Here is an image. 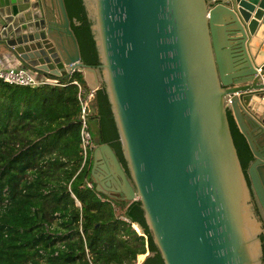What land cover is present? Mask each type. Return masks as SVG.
<instances>
[{
	"label": "water",
	"instance_id": "95a60500",
	"mask_svg": "<svg viewBox=\"0 0 264 264\" xmlns=\"http://www.w3.org/2000/svg\"><path fill=\"white\" fill-rule=\"evenodd\" d=\"M83 1L99 67L81 60L64 0H0L2 56L105 86L130 177L99 144L90 178L141 202L164 264H263L264 0Z\"/></svg>",
	"mask_w": 264,
	"mask_h": 264
},
{
	"label": "trees",
	"instance_id": "16d2710c",
	"mask_svg": "<svg viewBox=\"0 0 264 264\" xmlns=\"http://www.w3.org/2000/svg\"><path fill=\"white\" fill-rule=\"evenodd\" d=\"M64 3L81 60L99 67L84 1ZM71 77L83 82L79 73ZM77 94L73 85L23 87L0 80V264H136L148 251L142 264H164L140 201L112 199L116 211L82 188L91 170H81ZM228 117L246 171L253 157L230 112ZM90 124L96 142L111 146L130 177L105 86L96 93ZM119 215L139 224L144 235ZM261 242L264 264V232Z\"/></svg>",
	"mask_w": 264,
	"mask_h": 264
},
{
	"label": "built area",
	"instance_id": "2783aa9c",
	"mask_svg": "<svg viewBox=\"0 0 264 264\" xmlns=\"http://www.w3.org/2000/svg\"><path fill=\"white\" fill-rule=\"evenodd\" d=\"M71 76L69 77L68 82H61L58 79H54L46 75H41L39 73H32L29 70L21 67L0 68V80L10 85L23 87H39L48 85L54 88H65L67 86L73 85L77 87V97L80 107L77 119L80 124L81 170L84 168L91 170L93 152L99 145L97 142H95L90 124L92 106L95 101L97 91L90 90L89 88H87L86 84L79 80H70L72 78ZM82 188L94 191L96 196L102 203H111L113 208L117 211V207L112 202V199L97 192L95 189V185L91 180H87ZM71 196L74 198L77 206L81 207L76 196L73 193H71ZM119 220L131 224L132 227L137 231L135 225L125 216L119 215Z\"/></svg>",
	"mask_w": 264,
	"mask_h": 264
},
{
	"label": "crops",
	"instance_id": "0c3cea01",
	"mask_svg": "<svg viewBox=\"0 0 264 264\" xmlns=\"http://www.w3.org/2000/svg\"><path fill=\"white\" fill-rule=\"evenodd\" d=\"M2 52H1V50H0V68H11V67H13V68H19V67H21L20 66V64H18V63H14V62H12V61H10V60H7L4 56H2V54H1ZM23 68V67H22ZM150 255V253H149V251L145 254V255H141V256H139L138 257V260H137V263H138V261H139V259L141 258V257H144V259H146L148 256ZM141 261V260H140ZM145 261V260H144ZM136 263V264H137Z\"/></svg>",
	"mask_w": 264,
	"mask_h": 264
},
{
	"label": "bare ground",
	"instance_id": "6f19581e",
	"mask_svg": "<svg viewBox=\"0 0 264 264\" xmlns=\"http://www.w3.org/2000/svg\"><path fill=\"white\" fill-rule=\"evenodd\" d=\"M143 259H144V257H141L139 260H143ZM137 264H141L140 261Z\"/></svg>",
	"mask_w": 264,
	"mask_h": 264
},
{
	"label": "rangeland",
	"instance_id": "374dc122",
	"mask_svg": "<svg viewBox=\"0 0 264 264\" xmlns=\"http://www.w3.org/2000/svg\"><path fill=\"white\" fill-rule=\"evenodd\" d=\"M92 127H93V125H92ZM95 139V138H94ZM95 142H96V140H95ZM138 234H139V232H137ZM139 235H141V234H139Z\"/></svg>",
	"mask_w": 264,
	"mask_h": 264
},
{
	"label": "flooded vegetation",
	"instance_id": "af4514ba",
	"mask_svg": "<svg viewBox=\"0 0 264 264\" xmlns=\"http://www.w3.org/2000/svg\"><path fill=\"white\" fill-rule=\"evenodd\" d=\"M127 175V174H126Z\"/></svg>",
	"mask_w": 264,
	"mask_h": 264
}]
</instances>
